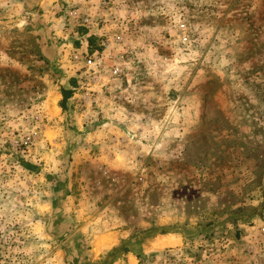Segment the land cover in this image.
Here are the masks:
<instances>
[{"label": "rangeland", "instance_id": "obj_1", "mask_svg": "<svg viewBox=\"0 0 264 264\" xmlns=\"http://www.w3.org/2000/svg\"><path fill=\"white\" fill-rule=\"evenodd\" d=\"M0 264H264V0H0Z\"/></svg>", "mask_w": 264, "mask_h": 264}, {"label": "bare ground", "instance_id": "obj_2", "mask_svg": "<svg viewBox=\"0 0 264 264\" xmlns=\"http://www.w3.org/2000/svg\"><path fill=\"white\" fill-rule=\"evenodd\" d=\"M102 241V240H101ZM105 241V240H104ZM103 241V242H104ZM180 238L177 237L176 235H167V236H163L161 237L160 239H158L156 242H155V245L157 247H163V248H166V247H172V246H176L178 244H180Z\"/></svg>", "mask_w": 264, "mask_h": 264}, {"label": "built area", "instance_id": "obj_3", "mask_svg": "<svg viewBox=\"0 0 264 264\" xmlns=\"http://www.w3.org/2000/svg\"><path fill=\"white\" fill-rule=\"evenodd\" d=\"M93 57L91 56V57H88V64L89 65H91V64H93Z\"/></svg>", "mask_w": 264, "mask_h": 264}, {"label": "trees", "instance_id": "obj_4", "mask_svg": "<svg viewBox=\"0 0 264 264\" xmlns=\"http://www.w3.org/2000/svg\"><path fill=\"white\" fill-rule=\"evenodd\" d=\"M93 40H94L93 38H90L89 39V42L92 44Z\"/></svg>", "mask_w": 264, "mask_h": 264}]
</instances>
